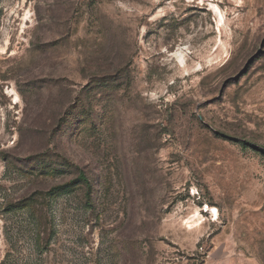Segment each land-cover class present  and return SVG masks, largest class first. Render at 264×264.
<instances>
[{
	"label": "rangeland",
	"instance_id": "obj_1",
	"mask_svg": "<svg viewBox=\"0 0 264 264\" xmlns=\"http://www.w3.org/2000/svg\"><path fill=\"white\" fill-rule=\"evenodd\" d=\"M0 264H264V0H0Z\"/></svg>",
	"mask_w": 264,
	"mask_h": 264
},
{
	"label": "trees",
	"instance_id": "obj_2",
	"mask_svg": "<svg viewBox=\"0 0 264 264\" xmlns=\"http://www.w3.org/2000/svg\"><path fill=\"white\" fill-rule=\"evenodd\" d=\"M85 180V182H87V180L86 179H84Z\"/></svg>",
	"mask_w": 264,
	"mask_h": 264
},
{
	"label": "bare ground",
	"instance_id": "obj_3",
	"mask_svg": "<svg viewBox=\"0 0 264 264\" xmlns=\"http://www.w3.org/2000/svg\"><path fill=\"white\" fill-rule=\"evenodd\" d=\"M215 212L217 211V210H214Z\"/></svg>",
	"mask_w": 264,
	"mask_h": 264
}]
</instances>
